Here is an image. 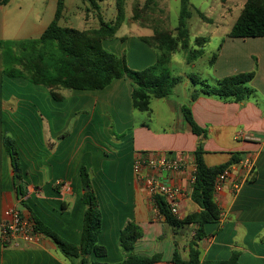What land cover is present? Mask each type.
<instances>
[{"label": "crops", "instance_id": "1", "mask_svg": "<svg viewBox=\"0 0 264 264\" xmlns=\"http://www.w3.org/2000/svg\"><path fill=\"white\" fill-rule=\"evenodd\" d=\"M13 2L0 5V30L17 33L7 39L29 38L30 34L18 33L31 28L41 35L53 21L44 26H29L24 17L27 0H20L15 7ZM102 3L105 10L109 7L112 10L115 5L114 18L109 22L114 21L118 14L117 0H103L99 6ZM95 11L87 13L86 20L94 26L86 29L99 27L96 19L100 18ZM130 16L132 13L127 15ZM136 26L142 29L138 38L153 35L150 27ZM121 38L127 40L126 36ZM138 41L141 45L138 51L136 46L133 48L134 64L129 66L142 70L155 63L157 55L147 49L146 43ZM214 61L213 75L209 74L214 82L255 70L250 82L255 90L252 96L236 102L212 96H199L192 101L190 94L187 100L174 101L171 95L158 100L167 104L174 117L171 114L168 118L161 117L152 104L147 117L139 115L137 120L132 107L133 88L126 78L114 80L103 90H63L64 100L55 101L48 89L33 91L22 78H16L12 85L26 90H4L2 82L6 77L2 75L0 58V235L5 210L16 208L29 218L34 213L60 237L78 245L87 209L83 196L88 191L81 178V169L85 167L102 212L98 240L108 252L100 260L110 263L124 260L119 238L129 222H135L143 230L134 253L160 254L162 259L155 264H174L172 258L177 249L187 259L196 226L176 231L169 226L133 171L140 153L168 152L182 158L185 170L164 171L160 177L165 183L181 188L178 201L181 218L201 210L191 198L190 183L201 139L192 133L184 118L185 105L192 110L197 124L207 129L202 139L206 165H223L234 156L238 159L222 190L215 193L222 217L218 223L206 226L208 237L199 242L201 260L204 263L228 260L233 251H238V264H264V37L227 36ZM5 137H11L18 149L27 205L22 204L16 190L17 170L5 148ZM246 158L255 162L251 174L240 164ZM236 183L240 184L237 191ZM95 259L90 257V261ZM0 264H73V261L44 235L38 244L19 248L5 247L0 240Z\"/></svg>", "mask_w": 264, "mask_h": 264}, {"label": "trees", "instance_id": "2", "mask_svg": "<svg viewBox=\"0 0 264 264\" xmlns=\"http://www.w3.org/2000/svg\"><path fill=\"white\" fill-rule=\"evenodd\" d=\"M94 9L98 2L90 0ZM10 0H0V5H7ZM155 0H146L143 5L133 7L130 20L141 27H150L153 35L139 37L150 48L157 52L156 62L142 70L132 69L124 56L120 57L106 50L105 40L116 38L118 30L125 22L123 0H118V14L114 21H100L98 28L79 30L60 25L64 12L63 0H58L55 18L39 37L23 39H0V58L2 74L11 78H22L28 82L43 86L49 90L55 101L64 100L63 90H103L114 80L129 79L132 84V105L135 110L150 113L152 99H163L171 96L182 77L174 76L170 70L173 54L181 47L188 49L189 32L188 19L191 16L189 0H181L179 24L176 34L152 21V5ZM202 16V15H201ZM203 17V16H202ZM229 38H261L264 37V0H247L241 14L234 23ZM206 39L201 37L197 43L203 44ZM199 51L191 53L187 62L191 63ZM255 77V70L239 73L217 80L215 86L204 84V88L195 90L192 101L199 96H212L223 100L243 102L255 92L247 86ZM194 84L203 83L196 75L191 77ZM185 120L190 125L193 134L201 140L195 151L196 173L192 186L191 198L201 208L199 212L190 213L184 218L175 216L163 197H156L155 203L166 223L175 231L196 226L194 236L189 245V256L184 259L176 249L172 258L174 264H238L240 252L233 251L228 260L202 262L199 242L208 237L206 226L218 223L222 210L215 200V183L218 175L238 162L234 156L228 163L209 167L204 161L203 140L207 129L199 126L194 119L189 106L182 107ZM4 145L17 171L14 182L18 194L25 203L26 183L21 176L19 153L14 140L5 137ZM84 188L90 191L83 196L86 204L83 230L78 245L70 243L42 223L34 213L31 220L36 231L48 237L56 247L73 261V264H155L160 262V254L152 256L134 253L136 242L143 236L142 228L135 222H129L121 231L119 242L125 254L121 262L110 263L100 260L107 255V248L99 243L98 237L102 231V212L98 198L91 187V179L85 167L81 169ZM96 259L90 261V257Z\"/></svg>", "mask_w": 264, "mask_h": 264}, {"label": "rangeland", "instance_id": "3", "mask_svg": "<svg viewBox=\"0 0 264 264\" xmlns=\"http://www.w3.org/2000/svg\"><path fill=\"white\" fill-rule=\"evenodd\" d=\"M145 1L146 0H123L125 22L122 26L123 28L119 30L116 35V38L119 37L120 39L117 38L118 40H114V38L106 40L108 42V46L103 42V46L106 50L116 54L117 56H124L128 65L132 63L134 64L133 48L135 46L136 48L140 47L141 43L138 41V36L142 32V29L139 26H136L138 23L132 24L135 22L131 20V23H129V20L133 16V7L138 4L143 5ZM155 1L157 2V5H152V21L155 22V25L159 24L166 29L172 30L174 34H176V28L178 27L180 18L181 0ZM246 1L247 0H189V10L191 12L187 26L189 32V47L188 49L180 47L173 54L172 62L170 64L172 75L182 77V82L174 89L172 94L173 96H171L172 100H187L189 94L192 95L195 90L204 88V84L209 86H215L217 84L209 77V74L213 75V67L215 63L214 58H216L220 44L224 42L234 23L240 16ZM57 2L58 0H27L24 5V17L26 16L27 25L33 26L35 24L44 26L53 20L55 18ZM101 2H98V5L101 4ZM19 3L20 0H14L12 7L17 6ZM63 3L64 12L60 20L61 26L73 27L79 30H85L90 26H94L92 22L86 20L87 13H91L94 10H96L95 12L100 18V21L103 20L105 22H109V20L113 19V16L115 15V5L112 10L110 7L105 10L103 3L98 9H94L90 0H63ZM131 13L132 16L128 18L127 15ZM1 15L2 12H0V16ZM100 21H97L96 19V22L98 23L97 25L99 26ZM35 31L36 29L31 28L28 31H22L18 34L20 36H27L26 34H30L28 35L30 37H39L40 34ZM13 33H3L0 30V38L7 39L17 34ZM123 36H126L127 40L121 38ZM201 37L206 39V42L203 44L197 43V39ZM146 47L149 51H151V53L157 54L156 50L153 48H150L149 46ZM196 51L202 52L198 53V55L193 58L191 63H188V57L191 53H196ZM193 75L198 76L203 83L194 84L191 80ZM5 77L6 80L2 82L4 90H15L19 92L26 90L25 87L12 85V81H16V78L8 76ZM26 83L30 85L33 91H44L46 89L43 86L34 85L27 80ZM185 83H189L188 86H186ZM247 86L251 88L250 83H248ZM152 104L155 113L161 117L168 118L170 114L174 117V113L169 111L167 104H165L163 100L154 98L152 99ZM139 115L147 117L146 112L136 110L137 120L139 119Z\"/></svg>", "mask_w": 264, "mask_h": 264}, {"label": "built area", "instance_id": "4", "mask_svg": "<svg viewBox=\"0 0 264 264\" xmlns=\"http://www.w3.org/2000/svg\"><path fill=\"white\" fill-rule=\"evenodd\" d=\"M242 167L251 174L255 168V162L251 158H246L241 163ZM186 163L182 158L173 156L171 153H140L133 164V171L137 179L142 183L145 190L155 200L156 197H163L171 212L181 218L178 201L181 195V188L165 183L160 173L177 172L185 170ZM153 171L154 174H147L145 171ZM232 166L218 175L215 183V193L222 190L223 185L231 174ZM196 168L191 177V186L195 181ZM240 184L236 183L234 189L237 191ZM44 234L36 231L35 223L31 218L26 217L16 208H8L4 212V219L1 223L0 240L5 247L19 248L26 245L38 244Z\"/></svg>", "mask_w": 264, "mask_h": 264}, {"label": "water", "instance_id": "5", "mask_svg": "<svg viewBox=\"0 0 264 264\" xmlns=\"http://www.w3.org/2000/svg\"><path fill=\"white\" fill-rule=\"evenodd\" d=\"M16 170H17V168H16ZM86 190H87V191H89V190H90V188H89V187H87V188H86Z\"/></svg>", "mask_w": 264, "mask_h": 264}]
</instances>
